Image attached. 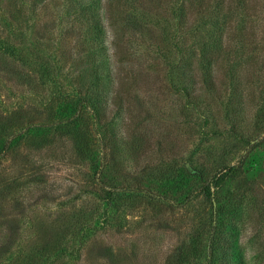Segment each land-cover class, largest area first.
Here are the masks:
<instances>
[{"label": "rangeland", "instance_id": "rangeland-1", "mask_svg": "<svg viewBox=\"0 0 264 264\" xmlns=\"http://www.w3.org/2000/svg\"><path fill=\"white\" fill-rule=\"evenodd\" d=\"M88 1L94 3L98 16L96 0ZM226 1L116 0L118 24L126 28L120 38L128 54L121 58L128 60L122 63L115 54L112 30L103 44L92 40L86 20L78 15V0H0V115L19 107L44 111L57 95V86L65 85L68 72L85 58L83 51L94 48L106 105L115 92L121 95V108L110 114L117 145L127 150L131 131L150 130L144 137L158 144L150 159L160 165L157 168L173 160L192 175L187 187L186 182L174 190L198 188L215 169L233 166L241 155H248L242 171L221 188H213L210 200L199 195L160 218L148 208L131 213L105 210L90 193L93 183L85 179L93 172L91 166L101 156L106 158L104 151L99 153L101 126L94 137L97 151L86 162L71 157L69 139L49 150L24 146L0 160L1 175H22L20 199L30 205L21 214L13 210L14 216L0 215L4 230L31 239L29 233L35 229L23 215L55 223L59 230L84 214L91 241L83 246L81 259L75 260L78 264H101L103 258L110 264H164L168 255L171 264H264V137L257 135L256 126L264 103V0H245L249 6L257 2L256 15L244 2L236 0L226 7ZM35 34L43 38L40 43ZM49 36L55 39L53 47ZM7 37L17 45L19 55L4 50L1 41ZM189 62L203 77L219 64L215 82L222 88L221 101L205 96L195 107L188 104L185 92H177V88L189 91L193 84L195 72ZM47 65L54 71L51 81L46 77ZM122 74L132 80H117ZM164 132L174 138V148L167 146ZM125 162L132 174L134 159L127 152ZM30 166L41 169L36 176L47 170V177L34 187L25 183ZM108 169L104 174L112 179ZM176 175V181L181 179L182 173ZM6 239L9 244L10 237Z\"/></svg>", "mask_w": 264, "mask_h": 264}, {"label": "trees", "instance_id": "trees-1", "mask_svg": "<svg viewBox=\"0 0 264 264\" xmlns=\"http://www.w3.org/2000/svg\"><path fill=\"white\" fill-rule=\"evenodd\" d=\"M238 1L246 3L245 0ZM78 3V15L86 20L85 25L90 34L93 35L92 40L99 42V45H101L109 29L112 30L115 37L118 36L116 41L115 37H113L117 58L122 63L128 60L121 58L128 54L126 43L120 38L123 37L122 32L126 28L124 25L121 27L118 24L116 16L120 13V7L117 6L116 0H96L100 8L99 15L96 17L95 10L97 8L93 7L94 3L92 1L78 0ZM235 3L236 0H227L226 7L228 5L232 7ZM248 4L246 3V7H250L251 13L256 15L259 11L257 2L255 6H249ZM41 30L39 31L40 33H42ZM71 32L75 34L74 23L71 24ZM77 33L76 36H78ZM53 36L51 35V37ZM34 37H36L37 43H40L41 39H43L36 34ZM51 37L49 36V38ZM8 39L9 37L5 38V41H1L4 50L12 55H19L17 45L12 44ZM50 40L49 47H53L55 39L51 38ZM254 40L253 37L251 43H254ZM36 48L38 49V47ZM91 50H94V48L85 49L83 51V57L85 58H80L77 69L72 68L68 72L65 80V85L68 84V89L63 88L65 85H59L58 87V83L55 80V85L59 88V91L46 108L43 109L44 111L39 110L36 112L25 107H19L5 116L0 115V160L9 152L24 146L37 151L49 150L61 145L64 140L67 142L69 139L73 144L71 157H76L77 160L86 162L87 159L91 160L92 155L97 151L94 137L99 133L98 128L101 126L102 136L99 138L101 151L99 153L102 155L104 151L106 158L101 156L99 163H92L91 171H93V174L88 173L89 176L85 179L88 181L87 183H93V189L90 193L95 194L101 204L100 206H104L105 210L110 207V209L114 208L115 210L118 208V211L128 210L131 213L132 210L148 208L153 215L160 218L174 214L175 211L199 195H203V201L210 200L213 188H221L227 179L234 178L235 175L242 171L247 164V154L241 155L238 162L233 166H226L212 171L208 177L201 180V185L198 188L191 187L189 189L174 190V187L183 186L186 182L188 184L185 187H187L189 185V177H192V175L185 168H181L182 165H179L177 161L173 160H169L161 169L157 168L160 165L156 166L150 159L155 156L154 152L158 144L144 137L149 134L150 130L145 129V134L137 133L136 129L131 131L128 136L129 147H127V150L119 148L116 141L117 135L112 126L111 115L114 108H121V95L115 92L110 102L108 101L106 105V97L101 85L102 78L99 76L101 63L96 62L94 59L98 55V50H96L97 52H91ZM46 56H50V54H46ZM91 58L93 61L90 60ZM48 65L45 68V73L48 81H51V79H55V76L54 71L52 73ZM218 65L211 69L208 76L203 77L196 74L197 70L194 62L187 64L195 72V75H192L193 84L190 86L189 91L186 88H177V92H185L188 104L198 107L201 100L205 99V96L208 98L211 95L217 101L223 99L222 88L219 90L220 88L215 82V70H218ZM181 66L177 65V67ZM211 67L212 64L210 62L209 69ZM74 73L77 76H72ZM180 73L184 75L186 72L181 70ZM116 79L122 81L132 80L131 77H124L123 74ZM76 81H78L77 85H75ZM134 82H136L135 79ZM132 84L134 83L132 82ZM70 87L72 90L70 89L71 92L69 93L67 91ZM127 88L129 87L127 86ZM218 94L219 96H216ZM43 118L44 120H41ZM256 124L260 131L257 135L264 137V103L261 104ZM164 134H166L165 142L167 146L171 149L174 148V138L170 134L165 132ZM126 152L134 159L135 168L132 167V174L126 171ZM106 166H109L108 171L113 174L112 179L106 178L104 174ZM30 169L26 179L29 182L25 181L26 184H31L30 186L34 187L41 184V181L47 177V170L36 176V170L41 169H34L33 166H30ZM176 171L182 173L181 179L178 180L180 182L176 181L177 175L174 176ZM21 178L22 175L13 178L0 174V215L3 217L8 214L13 215L15 212L13 210H19L18 214H21L30 206L20 199V188L25 185L24 181L21 182ZM171 179H173L174 185L168 186ZM156 183H161L162 187L158 188ZM23 216L26 217L29 226L35 229L34 233H29L31 239L30 237L25 239L23 235L18 236L16 232L10 231L8 233L2 226L4 224L0 223V264H78L75 260L81 259V253L84 250L83 246H88V241H91V237L88 235V230L91 227H84L85 223H83V221L88 219L86 215L81 214L79 220L73 221L72 224H67L59 230L53 227L55 223L51 225L46 220L41 221L37 218L32 219L27 215ZM5 233L6 238L10 237L9 244V239L5 238ZM4 240L6 245L2 242ZM100 253H102V257H105L106 252L101 251ZM100 262L101 264H110L104 258ZM164 264H171V255H168ZM238 264H242V262L240 261Z\"/></svg>", "mask_w": 264, "mask_h": 264}]
</instances>
